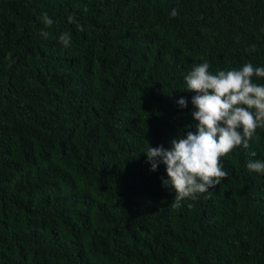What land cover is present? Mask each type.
I'll use <instances>...</instances> for the list:
<instances>
[{
  "label": "trees",
  "instance_id": "trees-1",
  "mask_svg": "<svg viewBox=\"0 0 264 264\" xmlns=\"http://www.w3.org/2000/svg\"><path fill=\"white\" fill-rule=\"evenodd\" d=\"M202 62L264 66V0H0V264H264V128L180 206L143 154Z\"/></svg>",
  "mask_w": 264,
  "mask_h": 264
},
{
  "label": "clouds",
  "instance_id": "clouds-1",
  "mask_svg": "<svg viewBox=\"0 0 264 264\" xmlns=\"http://www.w3.org/2000/svg\"><path fill=\"white\" fill-rule=\"evenodd\" d=\"M176 14L175 10L171 13ZM43 22L47 26L53 24L47 14ZM41 36L47 39L48 34L41 32ZM59 40L67 47L71 35L62 33ZM253 77L264 78V66L248 62L214 74L210 64L202 62L193 65L184 76V92L195 93L191 116L196 123L179 132L169 147L150 145L143 152L151 171L165 166L167 175L162 178V185L175 193L177 206L199 194L211 195V189L228 175L220 158L237 146L250 148L256 130L264 128V83H255ZM177 105L181 110L187 109L188 100L182 97ZM256 156L255 151L249 153L245 168L249 174L264 176V159Z\"/></svg>",
  "mask_w": 264,
  "mask_h": 264
},
{
  "label": "water",
  "instance_id": "water-1",
  "mask_svg": "<svg viewBox=\"0 0 264 264\" xmlns=\"http://www.w3.org/2000/svg\"><path fill=\"white\" fill-rule=\"evenodd\" d=\"M61 146H62V148H63V150H64V145H63V144H61ZM63 154L65 155V151H63Z\"/></svg>",
  "mask_w": 264,
  "mask_h": 264
}]
</instances>
